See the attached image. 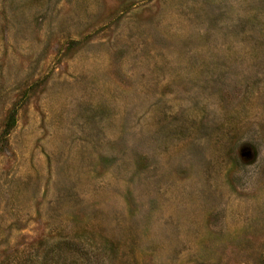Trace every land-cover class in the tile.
<instances>
[{
  "label": "rangeland",
  "instance_id": "374dc122",
  "mask_svg": "<svg viewBox=\"0 0 264 264\" xmlns=\"http://www.w3.org/2000/svg\"><path fill=\"white\" fill-rule=\"evenodd\" d=\"M0 264H264V0H0Z\"/></svg>",
  "mask_w": 264,
  "mask_h": 264
},
{
  "label": "trees",
  "instance_id": "16d2710c",
  "mask_svg": "<svg viewBox=\"0 0 264 264\" xmlns=\"http://www.w3.org/2000/svg\"><path fill=\"white\" fill-rule=\"evenodd\" d=\"M16 124V110L11 109L6 116L5 123L3 125L2 131L0 132V143L2 149L5 148V145L8 143V135Z\"/></svg>",
  "mask_w": 264,
  "mask_h": 264
}]
</instances>
